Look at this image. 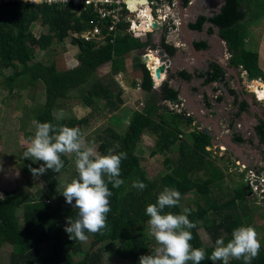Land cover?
Instances as JSON below:
<instances>
[{"label":"trees","instance_id":"obj_1","mask_svg":"<svg viewBox=\"0 0 264 264\" xmlns=\"http://www.w3.org/2000/svg\"><path fill=\"white\" fill-rule=\"evenodd\" d=\"M258 1L260 0H226L218 15L198 17L195 22L189 23L188 28L201 32L205 23L210 24L211 27H217L219 38L226 43L230 55L229 67L240 68L251 79H261L264 82V72L259 66V55L256 51L246 48L247 30L241 23ZM181 2L185 7L189 0H181ZM260 2L264 6V2ZM258 17H264V10L255 15L253 21H256ZM90 18L84 12L77 16V12H73L71 7L12 4L0 8V65L5 68H13V72L6 79L9 91L15 92L18 84L24 79H29L32 85L41 84L44 89L46 99L35 115L36 122H50L56 126L74 127L73 120L56 119L54 111L59 100L65 99L71 91L79 89L88 82L101 66L111 63L112 72H116L122 66L125 57L132 51L153 46V42L150 40L152 35L149 33L145 41L124 34L117 37L113 43L107 42L98 47L92 43L71 38V43L78 49L75 67L60 70L55 63L34 62L36 48L45 51L53 44L54 40L62 42L70 33L84 30ZM39 20L43 25L50 26L51 32L41 35L36 40L32 37L31 27ZM211 27L207 31L208 34L213 31ZM161 46L169 56L175 54L176 49L165 44L164 39H162ZM194 46L197 50L207 48L206 42L195 43ZM139 68L142 72L139 85L145 92H150L152 80L149 72L144 64H140ZM225 75V70L216 62H212L208 69L205 72H199L197 77L203 79L204 85H208L222 80ZM179 76L183 79H190V75L186 72H179ZM110 87L111 85L109 89L103 90L106 94L102 96L103 86L97 82L92 84L84 102L90 104L93 98L102 97L106 101L114 99ZM228 93L235 97L234 90H228ZM177 96L176 91L164 88L163 97L165 100L174 102L177 100ZM237 101L238 99L235 97V104L238 103ZM247 109V103L241 101L238 103L235 117H239ZM155 112L156 107H151L143 112L134 111L124 134L117 135L114 130L110 129L109 140H104L98 147L102 155H108L109 149L112 150L111 154H119L122 151L127 153V159L121 162V179L124 180V184L119 188H112L111 184L108 185L113 195L109 198L111 211L108 213L107 227L98 233L85 232L86 236L91 237V242L84 252L81 264H99L102 250L99 247L94 252L93 249L106 241L117 243L118 251L121 250L120 255L123 258H128L134 264H139V257L142 253L148 251V255H150L152 250H148V233L141 229L142 226L137 229V225L138 223L141 225L148 223L150 217L146 214V207L149 204H155L159 196L156 193L165 188L176 189L181 196L194 191L202 194L206 199L205 206L196 204V210L187 207L190 209L188 219L197 225L196 228L190 230L193 235V240L190 243L193 248H204L206 251V259L201 264H212L207 256L211 255L214 245L203 247L198 229L201 227L205 229L212 236L210 239H214V242L221 236L227 242L231 239V233L235 228L250 225L247 224L248 215L243 214L240 207H237L251 193L250 190L245 189L246 185H242L240 189H233V196L224 202L216 201L218 199L208 196L210 187L222 182L225 178L224 172L206 159V156L209 155L206 147L211 145V138L198 129L191 131L186 138H180L178 124L173 125L172 122L168 123L165 120H161L159 123L155 122ZM171 116L174 117L172 120L182 119L180 114ZM187 122L191 124L192 120ZM78 123H87V120H79ZM254 131L260 143H264L263 120L254 127ZM146 132H152L158 136L161 152H169L177 141L180 145L178 151L182 154L181 164L175 165L155 181L147 178L145 169L140 165V158L136 154L137 144ZM234 141L243 142L244 140L238 137ZM61 159L64 161V167L59 173L48 170L44 175L39 176L45 183L41 194H24V192L12 191L0 199V246H3V243L8 239L13 242L12 264H73L72 255L78 252L77 243L79 240L69 239L64 228L68 217L78 218V209L67 204L64 196L63 204L51 203L52 198L58 194L57 176L69 163V158L66 155H61ZM169 162L170 160L166 158L165 163ZM41 164L42 162L39 161L33 162L30 159H24L20 169L30 171V167L38 168ZM202 167L208 170L209 177L204 180L192 179L191 175L193 176L197 170L203 169ZM217 169L219 170L216 173ZM76 178H79L77 171ZM137 180L142 181L147 187L142 191L133 188L132 184ZM74 203L75 201H73ZM164 211L174 214L182 213L178 205L166 208ZM209 213L215 215L209 217ZM216 215H219V218H216ZM21 218L23 219L22 223L20 222ZM134 228L137 231L132 234L131 231ZM50 242H54L52 252L48 255L43 254L41 245ZM94 255H96V259ZM219 264L222 262L219 261ZM229 264H243V261L232 259ZM252 264H264V245H261L260 253L252 261Z\"/></svg>","mask_w":264,"mask_h":264},{"label":"rangeland","instance_id":"obj_2","mask_svg":"<svg viewBox=\"0 0 264 264\" xmlns=\"http://www.w3.org/2000/svg\"><path fill=\"white\" fill-rule=\"evenodd\" d=\"M260 1L264 2V0ZM260 1L252 6V8L249 10V14L247 13L245 19L241 22L242 26L246 27L247 30L246 45L247 49L250 51H261V49H264V17H258L256 22L253 21L255 19L254 16L258 15L264 10V6H262ZM220 2L221 0H209L207 5L208 7H211L213 5H219ZM209 9L210 10H202L201 12H197V10H190L188 13V18L192 20L195 16H209L216 13L214 9ZM187 21L188 20H185V22ZM247 26L249 27L247 28ZM209 28L210 25H204L200 33L190 30V33L188 34L197 40L198 37L203 36L208 41V38L214 36V34H207ZM31 31L32 37L37 40L41 35L50 33L51 27L43 25L41 20H39L32 25ZM182 33L183 32L181 30V34ZM179 38L185 39V33H183V35L180 37L172 35L170 41H177ZM150 40H152V42L157 40V43L161 42L160 39H158V37L154 36L153 34ZM157 43L155 45H160ZM77 50V47L71 43L70 35H68V37L62 42L54 40L53 44L45 51L36 48L34 62H43L45 64L55 63L60 70L70 69L77 65ZM143 51L140 53L138 52L140 57ZM259 57L260 67L264 72V52H261ZM110 68L111 67L109 65L108 68L103 66L102 68L96 70L88 82L82 85L79 89L71 91L65 99H60L54 111V115L57 117L60 111L63 110L64 116L62 119L73 120L74 127L81 130V133L83 134L86 141V146H93L97 154L100 155L102 154L99 152V145L104 140H109L110 138V132L104 129L108 126L112 128L117 133V135H123L126 130V122L128 121L130 114L135 109H142V105L140 104L142 101L140 99H136L135 104L129 101L125 107L120 106L118 109L114 105H105L104 102H100L99 99L101 98H93V103H90L89 105L84 102V98L87 96V92L90 90L92 84L94 82L106 79V74L109 76ZM12 72V67L5 68L0 65V199L12 191L38 195V193L41 194L42 190L45 188V183L39 176L34 177L31 172L28 171V169L24 170L25 172L20 169V165L24 161L23 152L25 151L26 142L29 140V138L34 136V132L36 131L34 123L36 122L35 115L37 114L38 109H40V106L45 103L46 98L44 96V89L41 84L32 85L29 82V79H24L18 84V88L15 90V92H10L8 85H6V79ZM235 74H238L239 76L242 73L236 72ZM131 75L132 73H130V76ZM226 75H228V73ZM115 78H117L116 80L120 83L123 90L124 87H129L128 83L131 82V79L129 80V78L125 77L124 74H122V77L120 75ZM238 79L242 82L245 81L244 77H240ZM259 81L261 80L259 79ZM246 84L247 83H244L243 85L241 84L243 89L245 88L244 85ZM229 88L231 90L237 89L234 85H231ZM243 89L242 93H249L243 91ZM240 94L241 93H238L239 97ZM223 95L220 97L222 101H219V103L223 102V100L224 103H228V101H226V96ZM138 96H141V94L139 93ZM130 97H132V95H130ZM91 104H95V107L92 108L90 106ZM253 104L256 106V102L253 101ZM170 106L171 109H177L176 105ZM230 108H228V111H226L224 114L221 113L223 119L221 121L219 120L220 123H218L219 127H221L222 134L217 131V133L213 135L214 140L212 141L211 147L208 149V151L210 150L209 155L206 156V159L213 166H219L222 168L221 170L225 174V178L222 182H218L210 187V194L208 195L218 199L216 201L220 202L229 200L233 196V189H240L242 185H246L244 182L245 173H238L236 169L232 171V166L229 164L231 161H234V159L237 158L234 157L236 150L234 146L244 148L243 143L235 142L232 139L233 132L226 122L228 120V116L232 120V112L235 108L233 106ZM113 112H115L116 116H119L121 119H123L124 122H120L118 126L117 124H112V121L109 122V115H112ZM248 115L251 116V118H255L254 113L251 110L248 111ZM261 115L263 117V113ZM83 119H86L87 123H78L79 120ZM255 121H257V118H255ZM194 125L199 127L200 123L197 122ZM248 126L249 122L248 124H243L242 128H239L241 134H244L245 136L248 135L246 132V128ZM190 127L193 128V126ZM190 127L185 125V131L190 129ZM250 136L248 135L246 138H252V135ZM231 139L232 142H230ZM253 142L252 150L255 152L251 157L257 158L258 160L256 164L251 166L248 165V167H253L252 169L256 170V168L259 167L257 164L262 161L260 158L264 155V145H259L256 139H254ZM232 144H234V146ZM176 145H178V142ZM176 145L175 148H177ZM137 147L138 149L136 150V154L140 158V165L145 169L146 176L150 180H158L159 177L170 171L172 167L175 166V164L176 166L181 164L180 157L182 154L178 153L177 149L165 153L159 150L156 134L144 135V139L142 140L141 138V141ZM152 152H154V154H152ZM65 155L69 158V163L57 176L58 194L52 198V204H56L57 202L63 204V195L61 193L63 192L64 187L66 184L71 183L74 179H77L75 154ZM166 158L170 160L168 164L165 163ZM177 159L179 160L178 162ZM218 170L219 169L216 170V173ZM191 177L192 179L204 180L209 177V172L206 168L201 170L199 169L193 174V176L191 175ZM162 191H159L156 194L159 195ZM205 201L206 199H204L202 194L190 191L185 195L180 196L178 206L182 211L187 207H189L191 210H196V204L205 206ZM237 207H240V210L243 212V214L248 215L249 221L247 219V224H250V226L255 228L261 245H264V205L261 195L258 193H253L249 195L244 201H241L240 205ZM214 215V213H209V217H213ZM216 218H219V215H216ZM20 222H23L22 218ZM137 226V229L142 226L141 229L148 233V250H153L156 247V244L154 238L149 234V224L147 223L145 225H141L138 223ZM137 229L134 228L131 233L135 234ZM198 234L201 236L200 238L203 242V247H210L212 245L215 246L214 239H210L212 236L203 230L202 227L198 229ZM87 237V241H79L77 243L78 252L72 255L73 264H81V261L84 257V252L88 249L91 242V237ZM99 247L102 250L101 261L99 264H134L128 258H123L120 255L121 250L118 251L117 243L106 241L97 245L93 249L94 252L98 250ZM53 248L54 242L41 245L42 253L46 255L50 254ZM12 251L13 242L8 239V241L3 243V246L0 248V264H12ZM141 255H148V251L142 253ZM94 256L96 259V255ZM218 262L219 261H217L216 264H218Z\"/></svg>","mask_w":264,"mask_h":264},{"label":"clouds","instance_id":"obj_3","mask_svg":"<svg viewBox=\"0 0 264 264\" xmlns=\"http://www.w3.org/2000/svg\"><path fill=\"white\" fill-rule=\"evenodd\" d=\"M63 116L61 110L56 119ZM34 123L36 131L26 142L23 152L24 159L42 162L38 168L30 167L34 177L42 176L48 170L59 173L64 167L61 155L75 154L79 178L66 184L61 194L67 204L78 209V218L68 217L64 231L71 240L87 241L86 231L98 233L107 227V217L111 211L109 198L113 195L108 185L119 188L124 184L121 162L127 159V153L111 154L112 150L109 149L108 155H100L93 146H86L79 128L56 126L50 122ZM132 187L142 191L147 185L137 180ZM180 196L178 190L165 188L156 203L146 207V214L150 217L149 234L154 238L156 247L150 255H141L139 264H201L206 259L205 249L193 248L190 243L193 240L190 230L197 227L188 219L190 209L184 208L181 214L164 211L177 206ZM260 250L261 243L255 228L239 226L232 231L231 239L227 242L223 236L215 240L214 250L207 259L212 264L217 261L229 264L232 259L252 264Z\"/></svg>","mask_w":264,"mask_h":264},{"label":"crops","instance_id":"obj_4","mask_svg":"<svg viewBox=\"0 0 264 264\" xmlns=\"http://www.w3.org/2000/svg\"><path fill=\"white\" fill-rule=\"evenodd\" d=\"M208 2H209V0H190V6L191 7L189 6V7L185 8L186 13L184 14L185 15L184 17H188V13L190 10H193V11L197 10V12H201L202 10H210L209 8L214 9L216 11L215 14L218 15L219 13L217 12V10L219 8L221 9V7H223L222 6L223 4L220 2L219 5H213L211 7H208V5H207ZM251 25H249V26H251ZM249 26H247V28ZM210 27H211V25H210ZM213 27L214 26H212L211 28L213 29ZM183 33H185V39L179 38L177 41H173V42L170 41L171 45L170 44L169 45L173 46L176 49V51H175L176 56L173 55L172 62H170V65L166 68V72L162 76L163 80L160 82V85L158 87L152 88V90L150 92H145L141 88V86L139 85L141 82V77H142V72L139 69V65L143 64V62H142V59L140 58V54H138V52L140 53L144 49L132 51L130 53V55L125 57V59L123 60L122 66L120 68H118L116 72H112L113 67H112L111 63H107V64L103 65L107 68L110 65V67H111L110 73L108 72L109 76H107V74H106V79H104L102 81H97V83H100L103 86L102 93H101L102 96H104V94H106L103 90H105V88L109 89V86L111 85V87H110L111 91L110 92L114 96V99H110L109 101H105L102 97L101 99H99L100 102H104L105 105H107V104L114 105L118 109V108H120V106L125 107L129 101L133 102V104H135L136 99H140L142 101L140 103L142 105V109L141 110L135 109L134 111L143 112V111H146L147 109H149L151 107H156V112L154 113L155 122L159 123V122H161V120H165L168 123L172 122L173 125L175 123H177L178 129L181 133L178 135L180 138H186L187 135L195 129H198V130L203 131V132H204V130H206L208 132L207 136H209L211 138L210 139L211 145H212V141L214 140L213 135L216 134L217 131H219V133L222 134L221 127H219V123H220L219 120L221 121L223 119L221 116V113L224 114L226 111H228V108L233 106L235 109L232 112V120L228 116V118H227L228 120L226 121L228 126L231 128L233 133H235L237 131L239 133H241L239 131V128H242L243 124H245V123L248 124V122H249V126L246 128V132H247V134L250 133V135H252L253 134L252 130L254 129L255 124H256L255 118L260 119L262 117L261 109L264 108V104L261 103V101L258 99V97L255 94L250 92L251 90H249V88H248L249 85L246 84V85H244L245 88L244 89L242 88L243 87L242 85L244 83H247L246 79H244L245 81L242 82L238 78L244 77L246 72L241 71L240 68L235 69V68L229 67V63H228L229 53L227 50L226 43L219 38V34H218V37H216L214 30L211 33V34H214V36L211 38H208L209 39L208 41L202 35H201L202 37H198V40L195 38H192V36H190L188 34V33H190V30H188L187 32L183 31ZM183 33L181 34V31H179L178 35L177 36L175 35V36L180 37L183 35ZM198 33H200V32H198ZM207 34H208V32H207ZM211 34H208V35H211ZM154 36H157L158 39H160V41H161L160 43H157L156 42L157 40H155L153 42L154 47L156 46L155 45L156 43L161 45L162 38H160V36L158 34H155ZM162 36H163V34H162ZM171 38H172V36H171ZM141 41H144V40L141 39ZM199 42H206L207 48L205 50H197L195 48V46H194V49H192L189 46L190 43H193V45H194L195 43H199ZM246 48H247V45H246ZM256 52L260 56V53L264 52V49H261V51L259 50ZM259 60H260V57H259ZM212 62H221L223 65H226V67H228V68H226L225 72H226V74L228 73V75H225L224 78L220 81H217V82H214V83H211L208 85H204L203 79L198 78L197 74L199 72H205L208 69L209 64ZM134 64H135V67H134ZM103 66H101L100 68H102ZM259 66H260V63H259ZM137 67H138V69H137ZM233 70H234V72H233ZM179 72L188 73L190 75V79L181 78L179 76ZM191 72H194L195 76H193L191 74ZM236 72H241L242 74L238 76V74H235ZM130 73H132L131 76H130ZM122 74H124L125 77L129 78V80L131 79V82L128 83L129 87L123 86L124 90H123L122 86L120 85V83L116 80L117 78H115V77L120 76V75L122 77ZM256 82H261V83H263V86H264V82L262 80L259 81V79H257ZM94 83H96V82H94ZM231 85H234L237 88L236 90H234L235 91V97H237V99H238L237 102L240 103L241 101H245L248 105V109L246 111L242 112L239 117H235V113L237 112V109H238V103L235 104V97L230 96L228 93V90H231L229 88V87H231ZM164 88L176 91L178 93L177 100L174 102L165 100L163 97L164 96ZM242 89H243V91L249 92V93H247V94L242 93ZM129 92H130V94H129ZM139 93L141 94V96H138ZM238 93H241L242 95L240 94V97H239ZM260 93L262 94V92H260ZM118 94H120V95L118 96ZM134 94L136 97L134 96ZM130 95H132V97H130ZM222 95L226 96V101H228V103L227 102L224 103V100H223V102L219 103V101H222V99L220 98ZM177 101L180 102V105H177V103H176ZM253 101L256 102V106L253 104ZM91 103H93V102H91ZM167 103H168V105H167ZM140 104H139V106H140ZM170 105H173V106L176 105L177 109H173V108L171 109ZM90 106L93 108V107H95V104H91ZM249 110H251L254 113L255 118H251V116L248 115ZM209 112H210V114H209ZM132 113L130 114L128 121L126 122L127 125L129 123V119H130ZM175 114H180L182 119L172 120V118H174V117L171 115H175ZM114 115H115V112H113L112 115H109V118H108L109 122L112 121V124H115V125L117 124V126L119 125L120 122H124L123 119H121L119 116H116V115L114 116ZM190 119L192 120V122H191V124H188L187 121H189ZM197 122L200 123L199 127L194 125ZM185 125L188 127L193 126V128L190 127V129L185 131V129H184ZM110 129H112V128L107 126L104 130L109 131ZM150 134L155 135V133L146 132L141 136L142 140L144 139V135H150ZM184 135H186V136H184ZM156 139H157V143H158V136L157 135H156ZM140 141H141V139H140ZM140 141H139V143H140ZM139 143L137 144V146L139 145ZM176 143L177 142H175L174 146L171 148V150L169 152L174 151L176 149L179 150L180 145H179V143H178V145H176ZM175 145L177 146V148H175ZM211 145L206 147V150H208L211 147ZM244 148H242V149L240 148L241 151L244 153H247L249 158H252L251 156L255 151L252 150L246 144L244 145ZM137 149H138V147L136 148V150ZM237 149H239V148H236V150ZM236 150H235V155H234L235 158H236V154L238 155V153H236L237 152ZM178 153H179V151H178ZM152 154H154V152H152ZM234 161H237V160L234 159ZM234 161H231L229 164H231V166H232ZM262 167L263 166L260 165L256 169L261 170ZM220 169H222V168H220ZM203 230H205V229H203ZM1 247L2 246H0V248ZM218 264H219V262H218Z\"/></svg>","mask_w":264,"mask_h":264},{"label":"built area","instance_id":"obj_5","mask_svg":"<svg viewBox=\"0 0 264 264\" xmlns=\"http://www.w3.org/2000/svg\"><path fill=\"white\" fill-rule=\"evenodd\" d=\"M12 4L71 7L73 12H77V16L84 12L91 17L86 28L69 35L73 39L92 43L97 47L107 42L113 43L117 37L124 34L134 39L146 40L148 33L158 34L160 38L164 39L165 44L171 45V36L173 34L177 36L180 31L178 0H147L144 5H141L139 0H0V8ZM187 5L183 6L184 9L190 6V1ZM154 24L156 27H153ZM164 26L167 27L165 38L162 36ZM151 47L154 48V45L144 48L140 58L149 72L152 88H154L153 70L155 68L147 64L145 56L148 52L157 54L156 50L150 49ZM229 57L230 55H228ZM234 169L238 173H245L246 186H249L251 194L261 195L264 205V167L261 170H254L240 161H234L232 171Z\"/></svg>","mask_w":264,"mask_h":264},{"label":"water","instance_id":"obj_6","mask_svg":"<svg viewBox=\"0 0 264 264\" xmlns=\"http://www.w3.org/2000/svg\"><path fill=\"white\" fill-rule=\"evenodd\" d=\"M139 3L141 4V5H144V4H146L147 3V0H139ZM221 3L224 5L225 3H226V0H222L221 1ZM178 7H179V14H180V27H179V29H180V31L182 30V32L184 31V32H187L188 31V27H187V25H188V22H189V18L188 17H184L185 15V9H184V7H183V4H182V2H181V0H178ZM220 8L217 10V12L218 13H220ZM217 14H211V15H209V16H204V17H214V16H216ZM196 18V17H195ZM185 20H188L187 22H185ZM204 25H206V26H209L210 24H208V23H205ZM153 27H156V24H154L153 25ZM213 30H214V33H215V35H216V37H218V28L217 27H213ZM166 33H167V27L166 26H164L163 27V38H165L166 37ZM189 46L192 48V49H194V45H193V43H190L189 44ZM151 50H156L157 51V54H158V56L160 57V59H161V62H162V64L157 68V70H156V74H164L165 72H166V68L170 65V62H172V59H173V56H169L167 53H166V51H165V49L161 46V45H156L154 48L153 47H151L150 48ZM174 56H176V53L174 54ZM217 64H219L224 70H226V68H228V67H226V65H223L221 62H216ZM191 74L193 75V76H195V73L194 72H191ZM244 78L246 79V82H247V85H250L252 82H256V80H253V79H251L250 77H249V75L248 74H246L245 73V75H244ZM261 84H263V83H261ZM157 87L160 85V82H156V84H155ZM177 103V105H180V102L179 101H177L176 102ZM261 103H263L262 101H261ZM264 104V103H263ZM261 112L263 113V117H261L260 119L261 120H263L264 121V108L263 109H261ZM233 128V127H232ZM204 133L206 134V135H208V132L206 131V130H204ZM248 146H251V144H247ZM240 152V151H239ZM240 156V158H241V161L243 162V163H245V164H247V165H249V166H251V164L253 163L250 159H247V157L245 156V155H239ZM263 175H264V172H263ZM246 190H248L249 191V186H246V188H245ZM250 195H251V193H250Z\"/></svg>","mask_w":264,"mask_h":264},{"label":"bare ground","instance_id":"obj_7","mask_svg":"<svg viewBox=\"0 0 264 264\" xmlns=\"http://www.w3.org/2000/svg\"><path fill=\"white\" fill-rule=\"evenodd\" d=\"M145 56H146L147 64L150 67L155 68V70L160 65V63H162L160 57L155 53L148 52L146 53ZM155 70H153V73H154L155 84H156V82H161L163 80L162 78L163 74L161 73L156 74ZM155 87L157 86L155 85ZM248 88L249 90H251L250 91L251 93L255 94L258 97V99L264 103V86L263 84H261V82H252ZM260 92H262V94Z\"/></svg>","mask_w":264,"mask_h":264},{"label":"flooded vegetation","instance_id":"obj_8","mask_svg":"<svg viewBox=\"0 0 264 264\" xmlns=\"http://www.w3.org/2000/svg\"><path fill=\"white\" fill-rule=\"evenodd\" d=\"M190 1V0H189ZM222 5V4H221ZM223 6V5H222ZM222 8V7H221ZM196 18H194V19H189V22H188V25H189V23H193V22H195V20L198 18V17H201V16H195ZM188 25H187V27H188ZM188 30H189V28H188ZM192 31V30H191ZM259 121H261L260 119H258L257 118V121H256V124H255V126H257L258 124H259ZM252 132H253V136H252V138H246V137H248V135H250V133L247 135V136H245L244 134H241V133H239V132H236V133H232L233 135H232V139L233 140H235L236 138H238V137H241L244 141L243 142H239V143H243V145H247V144H251V146H249L251 149H252V147H253V141H254V139H256V141H257V143L259 144V145H264V143H260V140H259V138L257 137V135H256V133H255V131H254V129L252 130ZM251 137V136H250ZM232 139L230 140V142H232ZM233 146H234V144H232ZM235 148H239V147H237V146H234ZM242 149V148H241ZM241 149L239 148V149H237L236 151V153H238V155L236 154V160L237 161H240V162H242L241 161V158H240V156L239 155H245L246 157H247V159H250L253 163L251 164V165H254V164H256L257 163V158H249V156L247 155V153H244V152H242L241 151ZM240 151V152H239ZM260 152V151H259ZM260 158V157H259ZM262 161H260V163H258L257 165H261V166H263L264 167V155L260 158ZM243 163V162H242ZM245 164V163H244ZM253 168V167H252Z\"/></svg>","mask_w":264,"mask_h":264}]
</instances>
